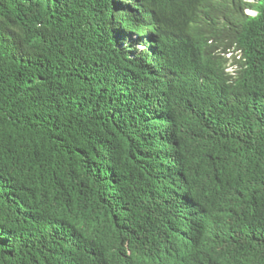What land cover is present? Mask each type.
<instances>
[{
  "label": "trees",
  "instance_id": "16d2710c",
  "mask_svg": "<svg viewBox=\"0 0 264 264\" xmlns=\"http://www.w3.org/2000/svg\"><path fill=\"white\" fill-rule=\"evenodd\" d=\"M0 264H264V0H0Z\"/></svg>",
  "mask_w": 264,
  "mask_h": 264
},
{
  "label": "clouds",
  "instance_id": "9594fccd",
  "mask_svg": "<svg viewBox=\"0 0 264 264\" xmlns=\"http://www.w3.org/2000/svg\"><path fill=\"white\" fill-rule=\"evenodd\" d=\"M248 11H251V12H254V11H252V10H245V14H247V15H249V16H253L252 14H249ZM254 13H255V12H254ZM233 56H237V57H239V56H240V52H239V51H236V52L234 51V52H232V53H227V54H226V58L229 59V60H231V58H232ZM228 66H230V65H228ZM229 69H231V70H229ZM234 71H235V67H233V66H230L229 68L227 67L226 72H228V73H233Z\"/></svg>",
  "mask_w": 264,
  "mask_h": 264
},
{
  "label": "rangeland",
  "instance_id": "374dc122",
  "mask_svg": "<svg viewBox=\"0 0 264 264\" xmlns=\"http://www.w3.org/2000/svg\"><path fill=\"white\" fill-rule=\"evenodd\" d=\"M248 13L249 14H252V15H255V13L254 12H251V11H248ZM230 66H228V68H229ZM229 70H231V69H229Z\"/></svg>",
  "mask_w": 264,
  "mask_h": 264
}]
</instances>
